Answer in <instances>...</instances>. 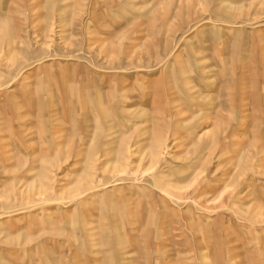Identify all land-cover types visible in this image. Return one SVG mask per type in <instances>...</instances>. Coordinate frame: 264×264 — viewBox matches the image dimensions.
<instances>
[{
  "label": "rangeland",
  "instance_id": "374dc122",
  "mask_svg": "<svg viewBox=\"0 0 264 264\" xmlns=\"http://www.w3.org/2000/svg\"><path fill=\"white\" fill-rule=\"evenodd\" d=\"M0 264H264V0H0Z\"/></svg>",
  "mask_w": 264,
  "mask_h": 264
}]
</instances>
